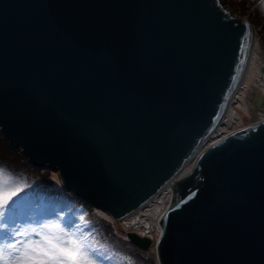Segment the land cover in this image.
<instances>
[{"label":"water","instance_id":"95a60500","mask_svg":"<svg viewBox=\"0 0 264 264\" xmlns=\"http://www.w3.org/2000/svg\"><path fill=\"white\" fill-rule=\"evenodd\" d=\"M255 37L221 0H0V136L119 221L198 154L158 264H264V121L206 146Z\"/></svg>","mask_w":264,"mask_h":264},{"label":"rangeland","instance_id":"374dc122","mask_svg":"<svg viewBox=\"0 0 264 264\" xmlns=\"http://www.w3.org/2000/svg\"><path fill=\"white\" fill-rule=\"evenodd\" d=\"M221 1L224 6L234 12L235 15H238L235 13V11L238 12L240 10L239 4L236 5L233 0ZM255 31V39L257 40L258 44H260L261 49L264 50V34L260 33L256 28ZM254 60H252V62ZM251 65H253V63ZM247 72H250L249 67ZM245 103L249 104L247 105L249 107V111L248 109L244 110L240 109L239 106H236L240 117V123L235 127V129L239 127H248L264 119V115H262V113H264V96L257 88L254 87L248 91V93L245 95ZM19 154V151H10L6 160L0 159V168H3L8 173L12 174V176H14L23 187L27 186L30 190L37 189L39 184L35 183V181L39 175L29 171V168L25 164L24 158ZM37 170V172H43L44 170L48 169ZM49 177L53 180L58 190L66 192L61 185L58 172L50 171ZM39 179H43L41 175L39 176ZM30 190L26 189L23 196H29L31 194ZM36 194L37 193L31 194L28 203L26 205L24 204L25 206L21 208L19 217L17 219V226L20 231L31 235V232L29 231L30 229L35 228L37 231H39L42 227L49 226L53 228H60L65 231L82 232L90 236V239L95 243L97 248L101 247L102 244L104 245L105 236L114 242L115 246H118L119 248H124L126 250L130 249L133 253L138 252L142 257L147 259V261L143 262L142 264H158L155 242L154 245H152V247L146 251L136 248L127 237V232L135 230L129 228L126 225L124 221L125 219H121L120 221L115 220L103 210L93 207L94 212L92 214V219L103 225V236L101 232H98L97 229L91 228L86 222L84 216L86 215L87 210L82 206H74V203H71V201L65 195H53L51 197H45L40 193L37 195ZM18 198L19 197H17V199ZM73 207V213L68 216L67 211ZM6 231L7 226L0 228V232ZM154 236H156V234H154ZM99 251L111 257V254L104 252L103 249H100ZM131 262L132 264H139L138 261ZM98 264H120V259L119 257H112L111 260H99Z\"/></svg>","mask_w":264,"mask_h":264},{"label":"snow or ice","instance_id":"6c2138e0","mask_svg":"<svg viewBox=\"0 0 264 264\" xmlns=\"http://www.w3.org/2000/svg\"><path fill=\"white\" fill-rule=\"evenodd\" d=\"M261 9L264 11V0ZM23 190L12 174L0 168V228L7 226L6 232H0V264H98L112 259L82 232L49 226L30 229L31 235L20 231L17 219L27 198L19 196ZM120 264L132 262L120 258Z\"/></svg>","mask_w":264,"mask_h":264},{"label":"bare ground","instance_id":"6f19581e","mask_svg":"<svg viewBox=\"0 0 264 264\" xmlns=\"http://www.w3.org/2000/svg\"><path fill=\"white\" fill-rule=\"evenodd\" d=\"M254 54L256 55V57ZM252 60L254 61L252 62ZM252 63L253 65H255H251ZM248 67L250 68V72H247ZM254 87L257 88L260 93L264 96V50L261 49L260 44H258L255 38L251 44L250 53L244 74L231 96V99L229 101V104L221 122L209 136L206 142V146L215 143L222 137L231 135L237 131L246 128L239 127L235 129V127L238 126L240 123V117L237 112L236 106H239L240 109H248L249 111V107L247 106L249 104L245 103V95L251 88ZM263 121L264 119L261 122ZM197 155L186 165L183 170L180 171L178 176H176L163 190L160 191L157 196L151 199L138 211L124 218L125 220H128V222L132 225V227L129 228L135 230L136 232H138V229L147 228L152 233L151 237L156 243V241L159 239L158 236L160 237L162 232V228L158 222L159 218L169 207L173 197V182L176 178L189 172L193 168L197 160ZM138 233L141 234L140 232ZM154 234H156V236H154Z\"/></svg>","mask_w":264,"mask_h":264},{"label":"trees","instance_id":"16d2710c","mask_svg":"<svg viewBox=\"0 0 264 264\" xmlns=\"http://www.w3.org/2000/svg\"><path fill=\"white\" fill-rule=\"evenodd\" d=\"M236 5H240V10L236 14L242 17H247L249 20H251L253 26L260 32L264 34V11L261 9V2L262 0H233ZM10 151L18 152L17 150H14L12 147H10L6 142H4L0 136V159H7L8 154ZM20 156L24 158L26 166L29 168V171L34 172L36 175H41L43 179H39V176L36 178L35 183H38L39 186L37 189L30 190L27 186L23 187V191L19 193V196H23L24 191L26 189L31 191V194H41L45 197H51V196H62L65 195L71 203H74V206H82L84 207L87 212L84 216L86 222L89 224V226L93 229H97L98 232H101L103 234V225L96 222L92 219V214L94 212V209L92 206L85 204L83 201L79 200L77 197H75L71 192H63L61 190H58L56 188L54 182L52 179H50V171L51 170H44L43 172H37L38 170L31 165H29L28 161L25 159V157L19 152ZM62 189V187H61ZM63 190V189H62ZM31 194L27 196V198L22 201V207H24L27 203L29 198L31 197ZM36 194V195H37ZM14 199H17L14 198ZM25 204V205H24ZM73 209H69L67 211V215L70 216L73 213ZM104 245L102 244L101 247L97 248L98 250L103 249L104 252H108L111 254V257H116L119 259L124 258V261H138L139 264H142L143 262H146L147 259L142 257L138 252L133 253L130 249L126 250L124 248H119L118 246H115L114 242H112L109 238L104 236ZM154 245V244H153ZM152 247V246H151ZM150 247V248H151ZM137 248V247H136ZM143 251V250H142ZM144 258V259H143Z\"/></svg>","mask_w":264,"mask_h":264},{"label":"built area","instance_id":"2783aa9c","mask_svg":"<svg viewBox=\"0 0 264 264\" xmlns=\"http://www.w3.org/2000/svg\"><path fill=\"white\" fill-rule=\"evenodd\" d=\"M262 115H264V113H262ZM260 122V121H259ZM226 137V136H225ZM222 138H224V137H222ZM222 138H220L219 140H221ZM218 141V140H217ZM125 221V223H126V225L128 226V227H132V225L128 222V220H124ZM138 232H140L141 234H139L138 232H136V233H138L139 235H141V236H148V237H151L152 236V233L147 229V228H145V229H138L137 230ZM152 238V237H151ZM153 239V238H152Z\"/></svg>","mask_w":264,"mask_h":264}]
</instances>
